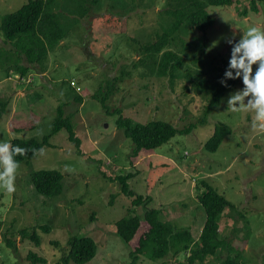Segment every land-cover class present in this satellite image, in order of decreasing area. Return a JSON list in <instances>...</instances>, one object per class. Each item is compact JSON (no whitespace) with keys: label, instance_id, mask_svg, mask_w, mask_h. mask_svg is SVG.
Wrapping results in <instances>:
<instances>
[{"label":"rangeland","instance_id":"374dc122","mask_svg":"<svg viewBox=\"0 0 264 264\" xmlns=\"http://www.w3.org/2000/svg\"><path fill=\"white\" fill-rule=\"evenodd\" d=\"M169 1L101 0L88 15L77 18L70 0H57L54 12L73 26L49 53L44 73L37 70L26 77L17 73L7 77L0 70V141H41L51 134L49 145L18 163L15 190L8 193L0 188V264H36L29 257L33 252L45 259L38 264H57L73 236H91L96 242V255L86 264H185V254L159 261L141 256L132 261L131 246L115 225L128 213L134 198L125 195L115 179L126 173H134L130 189L143 196L144 203L134 207L136 214L143 218L148 207L161 209L165 220L178 228H190L195 238L206 219L198 196L207 182L236 207L225 209L219 220L222 237L243 249L242 260L247 264H264V130L252 126L253 113L227 109L230 95L244 87L242 77L207 120L200 122L207 99L190 79L151 75L142 64L134 66L145 54L142 47L153 42L169 22L163 15ZM28 2L0 0V18ZM256 5V12L252 0L211 6L215 24L206 32L183 35L188 41L193 40V33L196 41L206 37L205 57L214 60L201 69L209 70V79L221 77L217 66L229 68L242 30L251 25L264 29V1L257 0ZM0 47L9 50L2 38ZM191 65L183 72L188 70L194 79L198 64ZM122 71L104 107L95 94ZM59 108L71 119L75 140L65 128L53 132ZM119 111L135 122L161 119L178 128L196 125L158 149L132 156L134 143L116 124ZM218 123L231 127L232 133L211 152L204 144ZM42 169L63 174L60 195L47 197L37 192L31 174ZM33 227L37 240L21 233ZM227 254L226 248L221 249L215 261L207 262L220 264Z\"/></svg>","mask_w":264,"mask_h":264},{"label":"trees","instance_id":"16d2710c","mask_svg":"<svg viewBox=\"0 0 264 264\" xmlns=\"http://www.w3.org/2000/svg\"><path fill=\"white\" fill-rule=\"evenodd\" d=\"M70 1L73 3L71 12L77 18H83L101 4V0ZM232 2L233 0H170L163 11V15L168 16L169 22L164 23L163 31L157 34L153 42L142 47L145 54L134 63L135 67L142 64L147 70L146 73L151 75L170 76L171 79L183 76L190 79L194 89L207 99L205 113L200 122L207 120L209 113L221 103L225 93L238 81L237 78L225 77V72L230 70L226 66V68L217 66L220 73L222 71L219 79H209L207 77L209 70L201 69L205 68V62L211 64L214 60L210 58L207 61L205 57L206 37L196 41L193 33L191 37L193 40L188 41L183 38V35L194 31L206 32L215 24V18L210 14L209 7L231 5ZM256 2L257 0H252V9L255 12L258 10ZM54 5H57V0H29L18 10L0 18V34L2 35L0 38L4 43L9 44L8 51L0 47V70L4 71L7 77L12 73L26 77L37 70L44 73L43 67L49 53L68 37L73 23L66 25L67 22L63 21L65 19L62 20L61 16L54 12L56 7ZM243 14H246V11ZM76 22L80 23L81 19ZM172 45L175 48H171ZM192 62L195 65L198 64L194 79L193 74L188 70L183 72L186 65L192 67ZM232 71L235 73L234 69ZM123 75L124 71L121 76H115L109 80V83L103 85L95 94V97L103 100L104 107H107V100L114 93ZM221 80L225 83L221 84ZM119 114L116 124L125 136L133 141L132 156L138 155L143 150L158 149L177 134L192 131L196 125V123H190L185 128H178L173 123L161 119L141 123L125 117L122 111H119ZM63 128L69 132L71 140L77 138L71 119L66 117L59 108L53 132ZM231 133V127L218 123L211 137L205 142V149L211 152L216 151L225 137ZM50 136L51 134L45 135L41 141L35 138L13 139L10 146L16 145L25 149L22 156L17 154L14 159L19 163L37 155L43 146L50 144ZM133 176L134 173H126L115 177L121 191L130 198L134 197L128 213L115 223L117 233L129 247L131 246L132 261L136 262L141 256L159 261L169 255L180 258V255L185 254L183 255L185 264H210L207 261L211 259L215 261L214 257L217 258L218 251L226 248L228 256L221 259L220 264H247L242 260L243 249L236 247L231 239L221 235L219 224L221 216L228 207L234 209L236 207L217 189L204 182L206 189L198 196V199L204 208L206 219L199 236L195 238L190 228H178L172 222L165 220L161 209L148 207L143 218L136 214L134 207L144 201L142 195L130 189L129 179ZM31 178L37 192L44 196H57L63 192V174L59 170H37L31 174ZM21 233L24 237L38 239L37 230L34 227L24 228ZM96 248V242L91 236H73L69 240L68 252L57 264H86L95 257ZM29 257L36 264L45 261L34 252L30 253Z\"/></svg>","mask_w":264,"mask_h":264},{"label":"clouds","instance_id":"9594fccd","mask_svg":"<svg viewBox=\"0 0 264 264\" xmlns=\"http://www.w3.org/2000/svg\"><path fill=\"white\" fill-rule=\"evenodd\" d=\"M253 65H256L255 71ZM229 68L235 73L226 71L225 77H242L244 87L230 95L227 109L253 113L252 126L264 130V29L251 25L242 30L239 42L232 49ZM24 153V148L0 141V188L8 193L15 190L18 162L14 156Z\"/></svg>","mask_w":264,"mask_h":264}]
</instances>
